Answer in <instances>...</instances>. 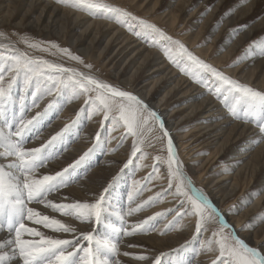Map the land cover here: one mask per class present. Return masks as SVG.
Listing matches in <instances>:
<instances>
[{
	"label": "snow or ice",
	"instance_id": "6c2138e0",
	"mask_svg": "<svg viewBox=\"0 0 264 264\" xmlns=\"http://www.w3.org/2000/svg\"><path fill=\"white\" fill-rule=\"evenodd\" d=\"M60 2L91 17L113 21L143 42L160 48L181 74L219 100L234 119L254 124L264 139V90L231 78L157 25L107 0ZM248 2L241 0L237 6ZM210 10L211 6L206 12ZM220 23L222 20L217 22V28ZM246 26L231 29L229 39ZM18 43L25 44L27 49L59 55L75 63L66 66L64 62L30 55L11 42L0 43V233H3L0 236V264H193V260L184 254L187 245L165 251L128 241L127 249L143 251L121 250L125 237L134 238L156 230L154 222L159 216L166 215L148 216L129 225L128 217L155 204L161 195L157 193L156 197L138 203L137 197L144 188L139 187V181L135 180L132 190L127 193V211L113 210L116 186L122 179V173L129 166L135 167L137 159L145 157L144 134L153 129L159 133L155 136L156 142L167 151L166 160L162 161L161 156L155 158L167 165L166 194L179 204L168 230L175 228L179 219L190 217L194 220L196 236L211 232L212 238L206 241L205 250L218 253L212 264H264V244L250 246L242 239L224 213L184 171L174 139L157 111L133 92L102 79L92 64L86 63L81 55L67 47L54 42H36L27 36ZM257 47L260 55H264V41ZM45 97H51V100L42 111L29 118L30 110L39 107ZM76 100L83 104L77 110L76 120L65 124L41 146L27 147L68 102ZM81 113L84 119L90 114H100L113 129L117 126L125 128L127 134L121 137V143L128 137L132 138L131 156L119 173L91 193L90 200L70 199L67 195L62 200V189L76 182L80 172L91 167L92 158L107 149L108 140L98 132L93 146L66 167L45 171L48 162L73 142L72 137L65 134L76 129L78 135ZM258 142L254 138L253 147ZM57 143L59 148H54ZM153 173L159 174L158 165L153 166ZM151 178L152 173L149 174ZM247 203L250 200L244 202V206ZM234 207L239 214L242 209ZM113 215L120 221L119 226L111 222ZM73 222L96 227L84 231ZM261 223H264V210L249 221L251 230ZM101 226L106 229L102 236L96 234Z\"/></svg>",
	"mask_w": 264,
	"mask_h": 264
},
{
	"label": "bare ground",
	"instance_id": "6f19581e",
	"mask_svg": "<svg viewBox=\"0 0 264 264\" xmlns=\"http://www.w3.org/2000/svg\"><path fill=\"white\" fill-rule=\"evenodd\" d=\"M163 1L164 3L162 4ZM198 1L199 0H193L189 3V0H140L138 6L144 9V12L152 21H155L154 19L163 20V23L172 27L176 21V16L181 13L187 15V12L193 7V3L195 4ZM203 1L204 0H202V2ZM224 2L226 1L218 0L219 4H217L215 8H222ZM33 5H35L36 8L33 10V13H31ZM257 9L261 14L264 13V0H249L246 5L240 8L233 6L230 10L226 9V12H222L226 17L223 18L225 22H223L222 27L225 24L232 29V24L238 20H249L248 15L252 16L254 10ZM35 10H38L36 15L34 14ZM59 10L62 13H68L66 19L72 24L78 18L74 27H77L79 23L83 22L82 32L77 37H67L70 46L75 47L77 51L87 57H91L94 61H100L108 53L107 50L112 49L111 55L106 61H111L119 56L118 60L122 63L128 61L126 69L133 67L130 81L123 79L122 75H118L117 72H114L112 77L116 82L121 85L123 84V86L126 87L125 90L138 95L148 103L152 109L160 114L165 122L166 128L170 131L174 139L176 149L178 150V148H180V151H177L178 155L185 152L182 146L195 137H198L197 139L201 142H206L205 145L208 148H212L208 156L203 157V161L199 166H196V163H191L189 166H184V168L188 169L189 176L194 177L198 181L200 187L203 188V191L208 195L209 199L222 213H224L228 222L234 226L236 233L242 239L249 243L250 246L264 244V223L256 227L255 230H251V225H249L253 210H255L260 203L264 204V139L259 136L257 127L254 124L234 119L219 102L214 101L212 97L206 94L205 89L193 83L179 71L176 72L173 66L167 64L166 58L164 59V56H161L162 53L160 51H154L153 48H149L144 42L138 41L139 39L135 36L127 35L128 33L113 21L109 22L108 20V22H105L103 19L87 18L83 13H77L78 11L75 13L73 9H67V7L60 8L58 5H53L50 1L0 0V24H4L5 27H13L16 29L29 27L34 30L49 32L51 28L53 29V24L55 26V24L60 21L59 28H57L56 25L55 31L53 32L62 34L64 33L65 26L64 19L61 15L59 16ZM194 11L195 14H197L198 9ZM258 11L255 12V16L258 15ZM229 12L231 13L230 15H228ZM33 15H35V17L31 18ZM188 15L192 18L193 12ZM181 16L184 17L185 15ZM54 18L58 21L56 22ZM61 24H63V26H61ZM193 25L197 24L194 23ZM263 29L264 16H261L258 21L254 19L250 23V26L234 36L235 38L232 36L231 39H229L230 34H227L221 41V36L218 33L216 34L217 36L213 40L211 39L212 41L204 47L203 50L208 51L201 57L206 59L212 66L219 68L217 60H214L212 57L214 52L219 53L224 51L220 58L235 54L241 49L242 44L249 39V37L254 34H260ZM201 31L202 28H198L194 32V39H197ZM217 41H221V43L216 46L215 42L217 43ZM9 42L10 41L7 39L0 38V43ZM103 42L104 45L101 50L95 55V49L99 48ZM260 42L261 40L258 43ZM191 47L195 48L194 44H191ZM197 50L198 49L195 48L193 52H200ZM231 72L234 79L244 82L247 85H252L255 89L264 90V57H261L256 49L246 51L242 63L232 68ZM139 78H142V80H139ZM141 81H145V83H141ZM147 81L151 82L147 84ZM178 93H180V95ZM173 98H175V105L178 107L177 109L173 108L170 112L166 109ZM44 102L45 100L40 101L39 109L36 107L30 110L28 114L29 118L35 115L37 111L43 110L45 105ZM71 107H73L72 110H74L78 105L77 103H71L68 108ZM176 111H179L180 114L179 121L183 120V122L178 123V120L173 121L172 116ZM66 112L67 111L64 110V113L57 119H52L51 122L43 128L39 136L32 139L31 142L27 144V147H39L52 135L60 131L70 117L68 115H63ZM184 123L191 124L192 129L181 134L178 130ZM92 127V124L85 125L84 127H81L80 124V135L82 137L79 138V141L75 142L74 139L77 135L76 132H74L75 129L66 133V136L72 137L73 142L65 151L60 152L57 157L48 162L45 171L49 169L55 171L66 167L68 163H71L75 158L86 151L88 143L90 142L89 139H91V135L88 134L87 129ZM185 138L186 140H183ZM254 138L256 141H259L255 147H253ZM241 142L244 144H241ZM113 145H115L114 142ZM128 145L129 144L125 142V144L118 149L114 147L117 154H114L113 157H105L102 161L97 162L98 155L96 154L91 160V167L86 171H81L80 178L76 182L62 189L61 199L63 200V196L67 195L70 199H79L82 201L89 200L91 198V193L98 191L100 186L106 183L107 175L116 168V157L128 156L130 153V147ZM54 148H59V143H57ZM179 159L182 158L179 157ZM95 163L97 164L94 165ZM216 163L226 164L225 171L219 168L218 171L212 172L214 176L207 179L204 178L203 175H206V173L203 172L201 174L200 171ZM107 168L109 169L106 170ZM221 170L223 171L221 172ZM254 179L257 182V188L254 189V191L259 193V196H256L254 199L252 196L247 197V200L251 197L249 200L250 202L253 201L252 204L250 203L251 205L248 209L240 216L231 215L229 210L226 209V206H224L225 198L231 196L237 189L244 188L243 186L246 180L250 183V181ZM116 189L117 193H115L113 209L115 211H127V201L125 199L126 192L121 193L122 187H116ZM165 203L167 204L168 202L166 201ZM158 211L160 210L154 208L143 211L139 215L135 214L127 218L128 223L131 225L140 220L147 219L148 216H157ZM56 215L57 218H60L59 214ZM174 215L175 214L171 213L169 216L174 217ZM111 222L117 226L120 224V221L117 220L115 216L111 217ZM73 223L74 226H78L84 231H90L96 227L93 225L90 228L86 224H80L79 222ZM159 224H161V222ZM245 224L248 225L246 230ZM184 227H186V225H184ZM105 231L106 229L101 226L96 230V234L102 236ZM157 232L159 231L156 230L155 234L148 233V235L144 233L134 238L125 237L124 242L121 243V250L143 251V249H127L128 241L167 250L169 248H181V246L184 245L188 246L189 242L185 238L180 240L179 236L176 237L173 235L176 231L167 234L164 238H160ZM180 232L187 234L189 230L184 229ZM2 235L3 233H0V236ZM209 239V233L205 232L200 241V249H203L204 256H199L195 259L193 257V264H208V259H211V257L217 254L214 250H205L207 247L206 241ZM155 242H158L159 245H154ZM202 245L205 247L202 248ZM186 253L188 258L194 254L193 251L184 248L185 256Z\"/></svg>",
	"mask_w": 264,
	"mask_h": 264
},
{
	"label": "rangeland",
	"instance_id": "374dc122",
	"mask_svg": "<svg viewBox=\"0 0 264 264\" xmlns=\"http://www.w3.org/2000/svg\"><path fill=\"white\" fill-rule=\"evenodd\" d=\"M44 1H50L51 3H53V5H56V6L58 5L60 8H66L67 7V9H71V10L73 9L71 7L65 6L63 3L60 2V0H44ZM139 1L140 0H107L108 3H111L114 6L125 8L128 11L132 12L137 17L143 18V19L157 25L159 28L164 30L169 36L173 37L174 39H178L182 43H184L190 51L193 52V49H195V48L198 49L197 51H200V52H193V53L196 56H198L199 58L203 59L204 61H206V59H204L201 56L205 52H207L208 50H203V49L208 43H210L217 36L216 34H218V33L220 34V36H221L220 40L221 41L225 38V36L227 34H230L231 29L229 26L227 27L224 24V26L222 27L223 22H225L224 21L225 19H223V18H226L222 12H226L228 9L230 10L233 6L236 8H240V7L236 6V5L240 4V0H225L226 2H224L223 7L222 8L218 7L217 9L215 8V6L217 4H219L218 0H204L203 2H202V0L201 1L199 0L197 3H195V4L193 3V7L191 8V10H189L187 12V15L181 13L178 16H176V18H175L176 21H175L174 25L172 27H170L166 23H163V20L154 19L155 21H152V19L146 15V13L144 12V9L139 8V6H138ZM191 1H193V0H189V3ZM163 3H164V1L162 2V4ZM246 4L247 3L243 4V6ZM209 6H211V10L206 12V9H208ZM35 8H36L35 5H33L31 8V13H33V10ZM195 9H198L197 14H195V11H194ZM77 11L78 10L73 9V12L76 13ZM257 11H258V9L254 10V13L252 16L248 15L249 20H238V21H236L234 24H232V29L235 27L241 26V25H247L244 28V30H246L250 26V23L254 19H257V21H258L259 17L261 18V16H264V13L261 14L259 11H258L259 12L258 15L255 16L256 15L255 12H257ZM192 12H193V16H192V18H190L188 14L192 13ZM36 13H38V10H35L34 14L36 15ZM77 13H83V15L86 16L87 18H89V17L92 19L94 18V17H91L82 11H78ZM35 15H33L31 18H34ZM60 15L64 19V26H65L64 33H62V34L53 32V31H55L56 25H57V28H59L60 21L58 23H56L55 26L53 24V29L51 28V31H49V32L34 30L32 28H29V27H26L24 29H16L13 27H5L4 24H0V33L4 34L3 36H0V38L9 40L11 43L15 44L21 50L28 51L30 55L42 56L45 59H50V60H53L56 62H64L66 64V66L68 63L74 64L75 62H69L66 60V58L62 59L59 55L52 56L49 53H42V52H39L36 50L27 49V46L25 44L18 43V41H20L22 37L27 36L29 39L34 40L36 42H54V43L59 44L61 47H67L71 51H73L74 53L81 55L86 63L92 64L93 70L102 79H104L105 81L112 83L114 85H119L123 89H126V87H124L123 84L121 85L120 83L115 81V79L112 77V74L114 72H117L118 75H122L123 79L130 81L131 73L133 71L132 70L133 67L126 69V64L128 61H126L125 63H122L120 60H118L119 56H117L115 59H113L111 61H108V60L106 61V59L111 55L112 49L107 50L108 53L100 61H94L91 57H87L86 55H83L81 52L77 51V49H75V47H72L68 44L69 41H68L67 37H71V38L77 37L82 32L83 22L79 23L77 27H74V24L78 21V18L72 24L71 22H69L66 19L68 13H62L59 10V16ZM181 15H185V16L183 17ZM54 19L56 20V22L58 21L56 18H54ZM94 19H98V18H94ZM103 20H105V22H108L107 19H103ZM220 20H222V23H220L219 27L217 28V26H216L217 22ZM109 22H112V21L109 20ZM194 23L197 25H193ZM116 25H118V24H116ZM61 26H63V24H61ZM118 26H120V25H118ZM120 27H122V26H120ZM122 28L124 29L125 32L128 33L127 35L134 36L125 27H122ZM198 28H202V31L198 35L197 39H194V32ZM262 31L264 32V29ZM262 31L258 35L254 34L251 37H249V39H247L242 44L241 49L238 52H236L235 54L229 55L228 57L220 58L223 55L224 51L219 52V53L214 52L212 57L214 58V60H217V65L219 67L217 69L223 71L226 75L233 78L232 74H231L232 73L231 70L235 66H238L242 63V60L245 58V52L246 51H249L251 49H256V51L260 54V50L257 47V45L259 44L258 42L260 40L264 41V33ZM241 32H239V33H241ZM209 34L211 35V38H210ZM236 35H234V36H236ZM234 36H233V38H235ZM138 41H142V40L139 39ZM221 41H217V43L215 42L216 46H217V44L219 45L221 43ZM145 44L149 48H153L154 51H160L162 53L161 56L162 57L164 56L163 52L160 48L150 46V44H148V43H145ZM191 44H194L195 48H192ZM103 45H104V42L101 46H99V48L95 49V51H94L95 55L98 54V52L101 50ZM214 49H213V51H214ZM261 57H264V55H261ZM163 58L165 59L166 57L164 56ZM121 59H122V56H121ZM165 60H166L167 64L173 66L167 59H165ZM206 62L209 63L208 61H206ZM174 68L176 69V72L179 71L176 67H174ZM193 71H195V69H193ZM143 74H144V72H143ZM186 77H188V76H186ZM139 80H142V78H139ZM150 82L151 81H147V84H149ZM141 83H145V81H141ZM241 83H244V82H241ZM249 86L252 87V85H249ZM200 87H202V86H200ZM178 94L180 95V93H178ZM208 95L210 97H212L214 99V101L219 102L221 104V102L219 100H217L214 96H212L210 94H208ZM43 100H45V102H44L45 103L44 107H45L47 105V103L51 100V97H45ZM173 101H175V98L171 99L166 110L171 112V110L173 108L177 109L178 106L175 105L176 101L174 103H171ZM71 103H77L78 107L75 108L74 110H72L73 107L68 108V106ZM82 106H83V104H82L81 100H76L74 102H68L66 104V106L63 108V110L60 111L59 114L56 115V117L54 119H57L62 113H64V110H66L67 112L63 115L70 116L69 117L70 119L69 118L67 119L68 121L66 124L71 123L72 121L77 119V115H76L77 110ZM221 106L224 108V106L222 104H221ZM37 109H39V108L37 107ZM89 112H90V110H89ZM179 115H180L179 111L174 112V114L172 116L173 121L178 120V123L183 122V120L179 121V119H180ZM81 117H82L81 120H83V121L80 120L81 127H84L85 125H90V124L93 125L92 128L87 129L88 134L91 135V139H89L90 142L88 143V148L93 146V144L95 142V135L98 132L101 134L102 137H105L108 140L106 151L104 153H97V155H98L97 162L102 161L105 157H113L114 154H117L116 153L117 151L115 152L114 147H117V149H118V148L122 147L125 144V142H127L129 144L128 146L130 147V153L128 154L127 157H116L117 158L116 159L117 160V164H116L117 166L109 175H107L106 181H108L111 179V177L113 175H116L117 173L120 172V170L124 167V164L130 158L132 138L128 137L127 139L123 140V142L121 143V137L126 136V134H127L126 129L123 127H120V126H117L116 128L113 129L111 127V124L108 121H104L103 116L100 114H97V115H91L90 114L88 116V118L84 119L83 118L84 114L81 113ZM186 124L187 123H184L181 126V128L178 130L179 133H181V134L186 133L192 129L191 124H187V125ZM64 125H63V127H64ZM71 130H73V129H71ZM74 132H76V129ZM80 132H81V130H79L78 135H76L74 142L79 141L80 140L79 138L82 137L80 135ZM156 135H159V133L156 132L155 129H153L152 132L145 131V134H144L145 144L143 146V151H144V153H146L145 157L143 159H137L135 161V164H136L135 167L129 166L127 169L124 170V172L122 173V179L120 180L119 184L116 187H118V188L122 187L121 193L126 192V197H127V193L132 190L133 181L134 180L139 181L138 186L141 188H144V190L137 197L138 203H142L143 201L148 200L149 197H156L157 193H160L161 195H160V198L158 199V201L155 204L151 205L150 207H145V209L143 210V211H146L148 209H154L155 208V209L160 210V211H158L157 214H166V215L159 216L157 218V220L154 222L156 225V230L159 231V232H157L158 236H160V238H164L165 236H167V234H169L173 231H176V233L173 235H175L176 237L179 236L180 240L185 238L189 242L187 248H185V249L191 250L194 253L193 255L189 256V259H192L193 257L195 259L199 256L203 257L204 252H203V249H200V247H201L200 241H201V237L204 233H202L200 236H196L195 230H194V220L192 218L184 217L183 219H179L177 217V219H179V223L176 224L175 228L168 230L169 223L173 222V218L176 216V212L179 210V204L170 194H166L167 193V180H166L165 176L167 173V165H166V163H164L162 161L166 160L167 151H166V147L162 150L161 145L156 142V140H155ZM186 138L183 140H186ZM197 138L198 137L190 139L185 145L182 146V147H184L185 152L179 154V157L182 158L180 160L183 164V168H184V166H189L191 163H196L195 165L199 166L203 161V157H207L210 150L212 149V148H208L205 145L206 142H204V141L201 142ZM183 140H180V141H183ZM113 142L115 143V145H113ZM241 144H244V143L241 142ZM149 145H152V146H149ZM177 151H180V148H178ZM138 156H139V153H138ZM156 156H161L162 161H157L155 159ZM218 157H224V156H218ZM96 164L97 163H95L94 165H96ZM154 165L159 166V174L158 175L156 173H153V166ZM219 168H222L225 171L226 164H224V163L212 164V165L202 169L200 171V173L202 174L203 172H205L206 175H203V177L207 179V178L214 176L212 174V172L218 171ZM108 169L109 168H107L106 170H108ZM184 171L187 174L189 173L187 168H184ZM222 171L223 170H221V172ZM150 173H152L151 179H149ZM191 178H192L195 186H198L199 188H201L198 181L194 177H191ZM145 185H146V187H145ZM243 187L244 188L237 189L231 196L228 195L229 197L225 198V200H224V206H226V209H228V210L232 209V212H230L231 215L240 216L241 214H243V212L246 209H248V207L253 203V201H251L250 202L251 204L247 203V205L244 206V201L245 202L249 201V199L251 198L250 197L247 200V197L252 196V198L254 199L256 196H259V193L257 194L254 191V189L257 188V182L255 179L250 181V183L248 182V180H246ZM201 189H203V188H201ZM251 192H255V193H251ZM116 193H117V189H116ZM126 197H125V199L127 201ZM166 201L168 202L167 204L165 203ZM234 206L240 207L242 209L239 212V214H236ZM262 210H264V204L260 203V205H257V208L255 210H253V212L250 216V219L253 218L257 213L262 212ZM143 211H141V212H143ZM141 212L136 213V214L139 215ZM171 213L175 214L174 217L169 216ZM115 218L118 220V218L116 216H115ZM160 222H161V224H159ZM184 225H186V227H184ZM245 226H247V227H245V230H246L248 228V225L245 224ZM184 229L189 230V232H187V234L181 233L180 231H183ZM156 230L147 232V235H148V233L155 234ZM208 233H209V238L211 239L212 238L211 232L209 231ZM161 236H163V237H161ZM154 245L158 246L159 243L155 242ZM163 250L167 251V249H163ZM217 254H215L214 257H211V259L210 258L208 259L209 260L208 264H212V261L215 259V256ZM186 257L188 258L187 253H186Z\"/></svg>",
	"mask_w": 264,
	"mask_h": 264
}]
</instances>
